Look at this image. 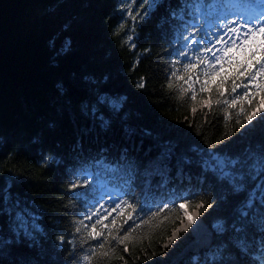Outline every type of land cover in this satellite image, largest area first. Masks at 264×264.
I'll list each match as a JSON object with an SVG mask.
<instances>
[{"label":"snow or ice","instance_id":"1","mask_svg":"<svg viewBox=\"0 0 264 264\" xmlns=\"http://www.w3.org/2000/svg\"><path fill=\"white\" fill-rule=\"evenodd\" d=\"M191 4L192 0H177V8L162 18L168 33L176 37L175 45L169 41L165 51L170 57L163 69L166 88H175L191 102L193 118L203 112L205 123L214 106L223 109L225 121L231 118L230 110H236L237 117H243V123L235 121L239 136L228 133L210 143L198 132L196 139L152 138L145 146L152 133L127 124L125 97L99 83L83 85L76 105L81 135L64 163L67 230L52 240L41 226L42 217L14 191L10 174L0 184V264L5 258L8 264H39L49 252L56 254L58 264H110L115 259L127 264L120 253L131 255L134 249L150 260L157 253L148 256L142 247L146 239L151 241L144 230L161 227L170 219V208H178L182 216L180 226L159 244L161 258L203 224L206 235L189 257L190 264H264V132L242 146L233 139L255 128L254 120L264 112V3L233 0L221 5L225 14L216 17L210 36H200L202 25L192 20ZM158 6L159 0H139L135 15H126L135 25ZM233 10H238L237 19L228 18ZM135 39L127 36L133 48ZM146 86L147 78L141 77L136 88ZM259 122L264 123V116ZM177 123L194 126L187 115ZM117 130L119 139L110 140L107 133ZM90 134L86 149L84 138ZM85 158L92 159L106 178L98 187L96 173L78 169V161ZM53 160L45 156L42 164L52 167ZM161 191L165 198L153 199ZM77 204L80 211L75 210ZM181 232L187 235L181 237ZM78 251L83 252L79 259Z\"/></svg>","mask_w":264,"mask_h":264},{"label":"trees","instance_id":"2","mask_svg":"<svg viewBox=\"0 0 264 264\" xmlns=\"http://www.w3.org/2000/svg\"><path fill=\"white\" fill-rule=\"evenodd\" d=\"M232 2L192 0L189 12L197 26L202 25L200 36L211 35L212 26L218 23L216 17L225 14L219 7ZM240 2L261 4L264 0ZM138 8L139 0H0V184L10 174L13 176L14 191L42 217L41 226L52 240L67 230L69 217L64 205L69 197L65 195L64 163L71 158V145L81 135L82 117L76 105L82 98L83 85L99 83L125 97L127 124L138 132L147 129L152 133L145 139V146L152 138L196 139L198 132L210 143L228 133L239 136L235 121L239 118L243 123V117H237L236 110H230L231 118L225 121L223 109L214 106L205 123L203 112L193 118L189 111L191 102L181 98L175 88H166L163 69L170 57L165 56V51L169 41L175 45L176 37L174 32L168 33V24L162 18L177 8V0H159V6L148 18L134 25L126 12L135 15ZM228 18L232 19V13ZM128 35L136 37L135 48L127 40ZM141 77L147 78L142 90L136 88ZM70 84L80 87L69 88ZM245 108L250 110L247 105ZM185 115L193 122L191 129L186 123H177ZM260 116L264 112L245 136L233 137L236 146L264 132ZM120 135L119 130L107 133L110 140L119 139ZM91 140L92 134L84 138L86 149ZM45 156L54 157L50 161L52 167L43 166ZM55 161H60L59 166ZM79 168L97 174V187L106 179L90 158L78 161ZM165 196V191H161L153 199L159 201ZM75 210L80 211L78 204ZM166 214L170 219L161 227L145 228L143 233L151 235V241L146 239L142 247L148 256L153 251L157 255L149 260L138 249L131 255L121 252L127 264H190L189 257L206 235V225L191 232L187 239L178 240L169 255L161 258L159 244L180 226L182 216L178 208H170ZM82 255L78 251L77 258ZM39 264H58L56 254L49 252ZM110 264L123 261L115 259Z\"/></svg>","mask_w":264,"mask_h":264}]
</instances>
